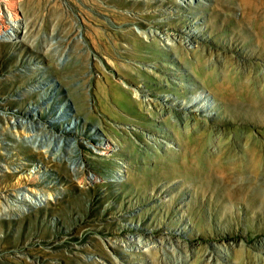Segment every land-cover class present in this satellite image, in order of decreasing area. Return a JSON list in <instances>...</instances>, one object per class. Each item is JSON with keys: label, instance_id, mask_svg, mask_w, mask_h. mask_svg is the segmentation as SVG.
I'll list each match as a JSON object with an SVG mask.
<instances>
[{"label": "rangeland", "instance_id": "obj_1", "mask_svg": "<svg viewBox=\"0 0 264 264\" xmlns=\"http://www.w3.org/2000/svg\"><path fill=\"white\" fill-rule=\"evenodd\" d=\"M234 2L0 0V26L9 29L0 37L8 67L0 80L26 73L37 82L0 97L1 115L7 100L55 79L34 76L36 68L46 73L47 58L25 42L26 32L61 49L60 63L81 53L84 67L94 65L90 89L106 76L136 102L134 118L106 119L104 131L87 134L108 148L79 150V178L58 177L3 141L12 146L0 147V264H264V34ZM103 33L115 35L112 44ZM134 45L143 53L130 56ZM222 75L248 85L249 96L225 100L206 86ZM58 89L35 92L18 111L36 112L65 94ZM69 110L40 115L70 119ZM199 143L244 160L252 149L258 162L245 172L193 164L184 145Z\"/></svg>", "mask_w": 264, "mask_h": 264}, {"label": "bare ground", "instance_id": "obj_2", "mask_svg": "<svg viewBox=\"0 0 264 264\" xmlns=\"http://www.w3.org/2000/svg\"><path fill=\"white\" fill-rule=\"evenodd\" d=\"M216 1L222 2V0ZM235 1H237L242 11V18L251 21L255 28L257 30L260 29L264 34V11H262L264 0ZM226 2H231L230 4H232V2L235 3L234 0H226ZM175 3L181 5L178 1ZM12 21L14 23L17 22L15 19ZM8 30L9 29L5 26H0V37H4V31L8 32ZM15 33L16 30H13V34ZM186 34L190 35L188 32ZM158 35L160 37V34ZM102 37L107 38L111 44L115 39V35L113 34L103 33ZM160 38L163 37L161 36ZM25 42L33 51L42 53L47 58L45 60V63H47L46 73L42 74L40 68H36L33 71L34 76L38 75L39 78H43L44 76L48 78L53 77L55 79L52 80V83L46 85V89L42 88L35 91H26V94L16 100H7L10 106L4 111L8 115L4 116L0 114V123L3 124V126L0 127V147L12 146L8 143H3V141L13 140L17 144L15 146L22 149V153H26L27 155L30 154V157L38 159L45 166L50 165L58 177L62 178V176H66L69 180L74 177L79 178L84 174L81 168L82 152L79 150L83 147L92 149L89 147L90 145L95 148L97 147L99 151H105L106 149L103 148H108L100 137H87V134L92 133V135H98V130L104 131L105 125H107L106 119L122 120L125 118L123 114H126V116L130 118H134L136 114V102L132 98L125 97L129 96L128 93H125L123 96L117 94V89H114V84L106 76L96 81L95 90L90 89L92 78L89 74L93 72L94 65L91 70L88 69L86 65L84 67V56L81 53L78 54V51L68 54L69 61L60 63L58 62V58L61 56L62 50L56 49V46L50 45V43L44 40L40 35L35 34L31 36L30 33L26 32ZM72 42L73 44L75 43L74 41ZM152 43L151 41L149 44ZM76 46L82 45L76 44ZM141 49V46L134 45V47L131 48L130 56L138 55V53L142 52ZM71 58L72 61L70 62ZM73 60H77V62ZM172 60L174 61L176 59L172 58ZM4 61L3 63L0 62V74L8 71V67ZM84 74L88 75L84 76ZM32 76L30 77L26 73H22L15 77H7L5 80H0L1 99L16 93L26 83L31 85L37 83ZM205 84L225 100L233 97L238 98L237 96H249L250 93L248 85L242 84V82L236 80L231 75H222V78L209 76L205 79ZM54 88H59L61 91L65 90V94L58 98L54 97V99L50 101V104L48 103L40 106L39 109L35 108V110H37L36 112L21 114L18 111V107L26 106L31 102L35 92L43 97H48L49 93H53ZM89 94H93L95 97L92 102L89 100ZM57 101L61 103L64 102L66 104L64 108L56 106L55 104H57ZM6 105L7 104H5V106ZM66 109L73 110L75 115H72L70 119L55 121H49L40 115L43 112H47L49 116H53L57 113L67 112ZM97 113H100L101 116L97 115ZM36 117H39V119L36 120ZM12 120H14L13 123H11ZM12 129L22 130L27 137L17 138L12 134ZM166 130L164 133L168 135L170 127H167ZM112 136H116V133H112ZM79 138L85 139L87 144L78 141ZM126 144L131 150H134L133 145L129 141ZM184 148V154L188 156V161L198 165L209 162L216 171L231 172L237 170L239 166L242 165V169L245 172L246 165L252 166L253 163V165H255L258 162L256 154L255 158L251 156L254 150H249L247 146L248 152H245L244 145H241V149L245 154L248 153L245 155L247 157L246 160L242 159V157H235L233 149L224 150L222 148L218 153H214L210 150L209 145L205 143H199L193 146L184 145ZM88 180L90 183H93V185L97 182V178L90 174Z\"/></svg>", "mask_w": 264, "mask_h": 264}]
</instances>
